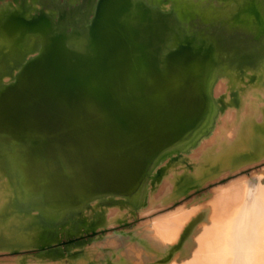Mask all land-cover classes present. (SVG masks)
I'll return each mask as SVG.
<instances>
[{"label": "bare ground", "instance_id": "1", "mask_svg": "<svg viewBox=\"0 0 264 264\" xmlns=\"http://www.w3.org/2000/svg\"><path fill=\"white\" fill-rule=\"evenodd\" d=\"M81 1L79 10L76 9L75 14L74 10H67L60 6L56 15L38 6L26 13L18 8L19 6L14 5L0 13V24L4 21H6L5 24L14 21L18 25L30 28L37 23H43L41 20L49 17V23L54 32L62 31L64 34L80 33L78 31L80 24L85 26L84 32L92 22L90 36L94 40V52L97 53L96 59H93L92 55L90 58V55L87 57L82 55L83 58L80 56L73 59L69 57L67 63L69 66L66 67L62 54L59 52L62 48L69 55L71 49L68 47L74 46L76 38L71 39L72 35L70 37L55 36L52 40L56 42L63 40V43L58 47L51 46L52 59L45 60L44 56L49 44L44 48L38 37L34 49L26 55L23 54L25 56H22L12 71L0 78V115L16 109V104L20 101L25 103L28 93L32 91L34 97H43L51 104L57 103L63 106L66 110L64 128L70 131L73 137L72 142L67 143V147L66 145L57 147L53 154L50 152L46 155L45 163L41 165V162L28 152V144L38 133L30 134L27 128L16 130L15 120L9 117L4 120L13 125L14 134L11 140H7V143H16L20 163L17 169L21 188L27 200L32 203L28 208L30 216L43 214L48 207L52 215L59 216H57L58 221L62 215L67 216L71 211L106 197L93 196L96 193L93 194L88 187L86 188L83 178L76 177L69 182H63V179L65 176L79 173L86 150L93 155L96 146L98 148L100 143L107 145L116 138L115 142L118 140L121 142L122 138L119 135L129 138V135L137 130V125L142 127L143 133H150L155 123L158 129L164 132L176 133L174 136L163 139L154 147L147 158L148 167L141 176L137 191L132 192V187H129L127 188L130 190L129 198L122 197L134 208L147 204V209H145L148 213L168 205L175 199L176 184L181 174L167 175V173L158 192L155 195L150 192L151 181L156 177L158 170L165 165L166 160L175 154L181 156L190 153L203 141L206 142L211 135H213V138H210L212 139L211 144L208 142L210 145L196 158V161H200L201 164L197 170L194 167L196 170L194 182L200 183L204 177L214 173H222V176L232 174L239 167L242 168L264 157V144L244 141L247 133L245 134L241 127L249 115L253 126L264 127V106H261L259 98L254 101L246 100L239 115L233 109H229L221 117L222 113L219 112L220 104L217 99L226 90V82L221 79V72L224 68V62L221 60L224 59L220 57V50L211 48V50L203 51L187 37V45L191 46L180 50L179 56L173 53L183 36L202 28L204 22L191 21L189 26H182L181 33L177 29V26H181L179 22L171 30L163 27L165 29L163 32V28L159 27L156 21H150L151 24L145 29L139 28L126 35L125 38L119 34L120 41L116 44L114 40L111 48L109 40L116 37L112 28L113 20L119 15L118 12L114 14L115 6H109V12L105 15L104 1ZM144 2L147 7L155 8L158 17L167 16L169 20L170 16L176 18L180 15L176 12L172 1L144 0ZM167 2L173 5L164 4ZM70 3L73 1L68 0V4ZM84 5H87L85 12L83 11ZM134 5L131 4L132 12L136 8ZM104 15L106 17H103ZM101 21L110 24L108 25L109 31L108 28L105 29L104 36L107 39L97 36L98 23ZM28 34L30 33H25L26 36ZM145 46L151 47L152 50L155 49L156 61H152L150 66L143 56L137 58L139 56L137 55L134 57L133 65L136 66V72L140 77L148 82L159 79L162 87L148 98L147 102L135 98L133 94L130 95L124 89V91L117 90V92L123 91L124 93H117L114 86L118 82V84L122 83L120 79L111 78L112 82L110 80L107 85L95 78L93 69L99 65L109 66L111 69L113 63L123 55L129 52L135 54L140 50L139 47ZM168 54H173L171 56L175 62L170 65L171 68L164 62ZM6 69L2 66L0 74H4ZM29 71L28 76L26 72ZM11 84L15 85L14 89L8 91ZM21 87L24 88L23 92L20 91L16 97V89ZM67 90L74 92V97L70 99V102L65 99ZM190 95L195 99L192 113L188 112L189 110L185 107ZM79 102L93 112L90 116L94 118L91 119L81 111L72 110ZM70 105L72 108L68 111ZM12 114L16 115L14 111ZM188 131L192 133L189 135ZM97 153L100 154V151L96 150L94 155ZM29 154L32 158H27ZM25 182L28 189L34 192L38 190L41 194L28 190L24 186ZM256 186H259L260 192L255 190ZM254 191L256 194L250 199V194ZM72 197H74L73 201H68ZM109 212L108 218L117 214L116 209ZM149 224H155L154 228L158 231L157 236L151 233L145 234V238L152 245L155 256L151 257L143 248L133 246L125 252L126 257L131 260L130 264H255V251L260 246V241L264 239L261 234L264 229V170L254 172L249 180L241 178L225 187H218L206 194L203 199L196 200L191 205L169 213L153 223L142 224L135 229V233L148 229ZM47 227H51L50 223ZM144 246L146 249V244ZM68 260L79 261L80 258H68ZM85 260L82 261L84 264L89 262ZM92 263L104 264V261L97 258Z\"/></svg>", "mask_w": 264, "mask_h": 264}, {"label": "rangeland", "instance_id": "2", "mask_svg": "<svg viewBox=\"0 0 264 264\" xmlns=\"http://www.w3.org/2000/svg\"><path fill=\"white\" fill-rule=\"evenodd\" d=\"M47 1L0 0V8L10 9H6L9 3L21 8L20 5L24 3L31 7L30 10H24L26 13L38 6L43 7L46 11L50 10L56 15L59 6L67 10H79L80 3H82L80 0L70 4H68V0H57L54 1L53 8L48 9L46 5H43ZM102 1L105 2V15L109 12V6H115L114 14L117 12L119 15L123 14L118 20H114V25L111 24L114 29L113 33H116L114 39L110 36L112 40H109V46L111 48L114 40L116 44L120 41L119 34L125 38L126 35L137 31L139 28L145 29L146 26L151 24L150 21H156L159 27H165L167 30L175 28L179 22L181 26H177V29L181 33L182 26H189L188 24L191 21L204 22L202 28L183 36L180 44L176 47H190L191 45H187L188 40L186 38L188 37L203 51L211 50V48L220 50V57L224 59L221 60L224 62L221 79L226 82V90L217 99L218 104H220L221 117L229 109H233L239 115L246 100L254 101L259 98L261 106H264V0H169L174 3L176 12L180 14L179 16L176 15V18L170 16L169 20H167V16L161 15L158 17L155 8L153 6L151 8L147 7L144 0ZM132 3L136 7L135 10L133 9L134 12L131 9ZM164 4L172 3L167 2ZM86 10L87 5H84L83 11ZM0 11L2 13L1 9ZM105 15L103 17H106ZM49 20V17H45L41 20L43 23H37L32 28L18 25L14 21L7 24H5L6 21L1 22L0 68L4 66L7 71L10 66L11 72L17 62L22 59V56L24 57L34 49L38 37L41 39L44 48L49 44L44 59L50 60L52 57L51 46L58 47L63 43V40L56 42L52 39L57 35L69 37L75 35L74 46L68 47L71 49L70 56L62 48L59 52L62 54L66 67L69 57L72 59L82 55L87 57L91 50H94V40L90 36L92 22L84 32L83 28L85 26L80 24L78 26L80 33L64 34L62 31L54 32ZM100 23L97 27V36L107 39L104 35L110 24L106 21ZM20 32L22 33L20 34ZM25 33L30 34L26 36ZM67 41L70 42L68 39ZM28 49L30 50L28 51ZM81 61L83 62V59ZM29 73L30 71L26 72L28 76ZM14 86L11 84L7 90H12ZM23 89L22 87L16 89V97ZM249 117L250 115L241 124L244 133H247H245L244 141L263 145L264 127L253 126L254 124ZM12 126L10 122H3L2 124L0 122V264H10L11 262H14V264H84L82 262L84 259L89 261L85 264H93V260L97 258L103 259L104 264H130L131 260L126 257L125 252L133 246L143 248L148 255L154 257L152 245L145 238V234L151 233L153 236H157L158 231L154 228L155 224H149L148 229L135 233L138 226L153 223L169 213H174L182 207L191 205L196 200L203 199L206 194L218 187H225L239 181L241 178L249 180L254 172L264 170L263 157L257 162L254 161L251 164L242 166V168L239 167L240 169L238 168L232 174L222 176V173H214L204 177L200 183L194 182V173L201 164L200 161H196V158L211 144L212 139L210 138H213V135H211L206 142L203 141L190 151L193 154L172 155L151 181L150 192L155 195L167 175L170 173L181 174V178L176 184L175 199L168 205L148 213V210H146L147 204L140 206V208H134L133 205L124 201L121 197L106 196L107 198L103 197L83 206L78 209L79 211H71L67 216L62 215L57 221L58 215H52L50 213L51 209L48 207H46L45 213L30 216L28 208L32 203L27 200L21 188V180L17 169L20 163L16 143H7V140H11L12 134H14ZM254 136L256 138L253 139ZM244 145L246 146V143ZM29 155L27 158H32V155ZM192 160L193 162H191ZM194 167H196V170H194ZM26 185L25 182L24 186L27 188ZM256 189L260 192L259 186H256ZM30 191L41 194L38 193V190H35V192L34 190ZM255 194V191L250 194V199ZM114 209L117 210V214L108 218L109 211ZM49 223L51 227H47ZM261 234L264 238V229ZM260 242V248L258 247L255 251V264H263L264 261V239ZM144 243L147 246L146 249ZM78 257L80 258L79 261L68 260V258L76 259Z\"/></svg>", "mask_w": 264, "mask_h": 264}, {"label": "water", "instance_id": "3", "mask_svg": "<svg viewBox=\"0 0 264 264\" xmlns=\"http://www.w3.org/2000/svg\"><path fill=\"white\" fill-rule=\"evenodd\" d=\"M123 14L115 16L114 20L120 18ZM113 20V22H114ZM114 25V24H113ZM138 52H129L123 55L120 59L114 62L112 68L109 66L99 65L95 69V78L109 85L111 78L120 79L122 83L115 85V90H126L130 95H134L137 99H142L143 101H148L154 93L158 92L162 87L159 79H153L148 82L145 78L140 77L139 73L136 72V66L133 65L134 57L143 56L146 62L151 66L152 61H156L157 53L155 49L152 50L151 47H139ZM184 47H178L175 55L179 56V51ZM178 52V53H177ZM156 53V54H155ZM89 58L94 56L96 59L97 53L91 50ZM173 54H168L165 56V64L169 67L171 64H175L172 60ZM176 56V57H177ZM171 68V66H170ZM113 70V71H112ZM115 70V71H114ZM128 73V74H127ZM17 86V85H16ZM125 86L127 88H125ZM14 89V88H13ZM12 89V90H13ZM123 90V91H124ZM117 93H124V92ZM28 98L25 103L20 101L16 104V109L9 111L5 114L0 115L1 124L4 120L9 117L11 120L16 121V130L21 128H27L30 134L38 133L34 136V139L30 142L28 152L32 153L40 164L44 165L46 155L52 152L57 147L66 145L72 142V134L69 133L67 129L64 128L65 122V111L62 105H57V103L51 104L43 97H34V93L31 91L28 93ZM66 100L70 102L71 98L74 97V92L67 90L65 92ZM186 101V100H185ZM195 99L193 96L187 99L186 108L188 112L192 113L194 110ZM75 107V108H74ZM73 108L68 107V111L72 108L74 111H81L85 115H88L91 119L94 118L90 116L93 112L88 110L85 105L76 103ZM185 109V110H187ZM15 112L14 116L12 112ZM192 130V128L190 129ZM160 131V132H159ZM189 135L192 133L188 131ZM176 135L170 134L169 131H162L158 129L156 123L154 124L152 131L150 133L142 132V127L137 125V130L131 133L128 137H121L122 141L115 142L117 138L106 145L100 143V146L96 150L100 154L90 155L89 151H85L84 158L81 161V170L76 175L65 176L63 182H69L73 178L79 177L83 178L88 187L89 191L93 194L96 193L95 197L98 196H118L127 197L130 195L128 193L130 190L127 189L132 187V192L137 191L138 184L141 179L143 172L148 167V156L152 153L155 146L160 144L159 142L165 138ZM98 145V144H97ZM95 147V146H94ZM87 149V148H86ZM58 167V166H57ZM74 197L70 198L68 201H73Z\"/></svg>", "mask_w": 264, "mask_h": 264}, {"label": "flooded vegetation", "instance_id": "4", "mask_svg": "<svg viewBox=\"0 0 264 264\" xmlns=\"http://www.w3.org/2000/svg\"><path fill=\"white\" fill-rule=\"evenodd\" d=\"M54 1H57V0H48L45 4H43V5H46L47 6V8L48 9H51V8H53V3H54ZM71 1H73V2H75L76 0H71ZM38 3H41L42 4V2H40V1H38ZM19 5V4H18ZM12 6V3H9V4H7V7H6V9L7 8H10ZM21 8L23 9V10H30V8L31 7H29L28 5H26V4H24V3H22L21 5ZM2 11H4L5 10V8L4 9H1ZM72 10H74V9H71V11ZM0 13H1V11H0ZM76 13V11L74 10V14ZM72 37H75V35H73V36H71V39H72ZM76 38V37H75ZM10 70H11V67L9 66L8 67V70L7 71H4V74H0V77L1 76H3V75H6V74H8L9 72H10ZM2 72V71H1ZM3 73V72H2Z\"/></svg>", "mask_w": 264, "mask_h": 264}]
</instances>
